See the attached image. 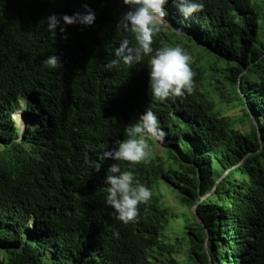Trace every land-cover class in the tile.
I'll return each mask as SVG.
<instances>
[{
    "label": "trees",
    "instance_id": "1",
    "mask_svg": "<svg viewBox=\"0 0 264 264\" xmlns=\"http://www.w3.org/2000/svg\"><path fill=\"white\" fill-rule=\"evenodd\" d=\"M85 4L96 21L126 10L122 0H0V264H210L207 236L215 264H264V0H204L202 11L187 16L170 0L166 18L174 27L156 34L154 46L186 38L191 50L200 47L225 66L195 61L193 93L164 102L139 81L95 75L100 27L62 20L86 12ZM52 14L78 53L59 29L50 38ZM51 54L60 67L39 63ZM20 55L28 66L18 65ZM149 107L166 133L169 160L135 169L152 195L125 225L97 209L100 191L90 194L81 176L70 179L68 160L82 155L66 146L87 135L94 137L86 150L101 149V137L126 139ZM227 107L243 112L231 117ZM25 108L42 127L15 126L13 113ZM247 124L249 131L238 128ZM16 158L21 167L13 166ZM210 160L224 177L220 185ZM177 226L170 240L165 233Z\"/></svg>",
    "mask_w": 264,
    "mask_h": 264
},
{
    "label": "clouds",
    "instance_id": "2",
    "mask_svg": "<svg viewBox=\"0 0 264 264\" xmlns=\"http://www.w3.org/2000/svg\"><path fill=\"white\" fill-rule=\"evenodd\" d=\"M126 10L115 12L108 16L103 14L100 21H96L95 13L89 9L87 4L83 5L86 12H77L73 15L64 14L62 20L64 25L80 24L93 28L100 27L101 36L99 44H102V51L94 56L95 61H99V69L95 75L103 77L116 75L124 78L129 83L141 82L150 89L151 96L155 101L164 102L175 100L192 94L195 88L194 75L191 64L195 61L201 62L197 48L191 50L188 39L178 41L175 37L163 46L156 48L153 38L156 34L165 29L167 33L172 26L171 21L166 17L167 6L170 0H122ZM184 15H192L204 9V0H171ZM46 31L50 38L55 40L57 29L64 35V40L70 43L72 52L78 53L82 48L71 45V36L66 33V28L61 25V18L52 14L46 18ZM96 21V22H95ZM114 23V24H113ZM166 23L169 25L166 26ZM108 25V28L106 26ZM106 29V30H105ZM193 53H195L193 55ZM188 54H191V59ZM193 57H195L193 59ZM18 59L19 66H28L30 60L25 57ZM25 60V61H24ZM48 69L60 67L62 61L56 54L46 55L39 62ZM117 70V71H116ZM98 79V78H97ZM24 96L21 97L23 99ZM26 107V106H25ZM240 113L243 109L239 107ZM14 124L19 128L29 129L30 127H42L38 115L29 110L20 109L12 115ZM92 135L77 137L75 142H71L66 147L72 154H81L82 158L74 161L68 160L72 167L73 178L82 177L83 188L90 189V194L101 192L104 199H98L102 205L97 209L107 211L109 216L119 223L125 225L134 223L138 218L139 206L146 203L151 198V190L145 186L135 176V169L146 164L151 159H158V154H151V146L163 147L165 152L168 147L166 133L160 127V121L156 113L149 107L139 115V118L127 128V138L114 140L112 137H101L103 147L98 148L97 144L85 149V145L92 143ZM149 138L153 141H150ZM160 144V145H159ZM83 146V148L81 147ZM83 152V153H82ZM91 153L95 156H91ZM91 158V160L89 159ZM67 158V156H66ZM106 159L114 161L110 165L100 163ZM164 159H168L167 153ZM21 158L13 160L14 167H21ZM100 160V161H99ZM210 170L212 161H209ZM86 171H85V169ZM212 178L217 185L224 181V177L216 176L210 171ZM221 178V181L218 179ZM82 188V189H83ZM217 189V186L215 187ZM164 191V190H163ZM94 204V202H93ZM197 207V206H195ZM110 208V209H108ZM30 228H34L36 223L33 219L29 222ZM118 236V232H114ZM205 250L210 264H215V258L211 254L210 239L207 236Z\"/></svg>",
    "mask_w": 264,
    "mask_h": 264
},
{
    "label": "rangeland",
    "instance_id": "3",
    "mask_svg": "<svg viewBox=\"0 0 264 264\" xmlns=\"http://www.w3.org/2000/svg\"><path fill=\"white\" fill-rule=\"evenodd\" d=\"M166 26H168L169 27V25L166 23ZM197 47V46H196ZM197 51L199 52V57L202 59V58H204L205 60H207L209 63H211V64H213V65H216V66H219V67H224L225 66V63L224 62H222V61H220L216 56H214V55H210L207 51H205L204 49H202V48H200V47H197ZM195 53H193V55H194ZM189 56H190V60H192L191 59V54H188ZM195 57H193V59H194ZM202 63V62H201ZM225 114L226 115H228V116H240L241 115V113H240V109H239V107H237V108H235V109H232V108H230V107H227V109L225 110ZM21 122L19 121V123L17 124V126H21V124H20ZM238 128L239 129H242V130H246V131H249L250 129H251V124H247V125H245V126H241V125H239L238 126ZM160 145V144H159ZM151 146V154L152 155H154V153H156V154H158L160 157H162V158H164V157H166V152H165V150H164V146H165V144L163 145V147L160 145L159 147H153L152 145H150ZM217 176V175H216ZM222 179L221 178H219L218 179V181H221ZM164 192L166 193V194H168V196H167V198H166V201L169 203V204H171V205H174L175 207H176V209H177V211H178V213H180V214H182L183 213V209L182 208H180V207H178L177 206V204H176V202H175V196H173L172 195V193L171 192H169V190L168 189H164ZM194 222V225H197L196 224V222L195 221H193ZM178 230H180V227L179 226H177V227H175V228H170V229H168L167 231H166V236H168V238L170 239V240H175L177 237V232L176 231H178ZM179 258H183L184 256H183V254H181L180 256H178Z\"/></svg>",
    "mask_w": 264,
    "mask_h": 264
}]
</instances>
